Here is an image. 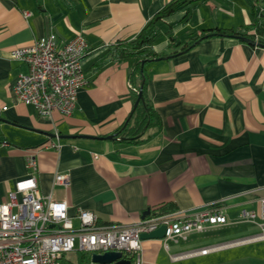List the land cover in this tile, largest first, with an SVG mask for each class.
<instances>
[{"label":"crops","instance_id":"obj_1","mask_svg":"<svg viewBox=\"0 0 264 264\" xmlns=\"http://www.w3.org/2000/svg\"><path fill=\"white\" fill-rule=\"evenodd\" d=\"M170 1L0 0V203L31 175L27 157L35 152L42 194L67 200L73 215L86 209L103 223L131 224L162 206L225 209L229 224L167 245L143 239V264H264V224L242 219L244 210L259 213L264 198V46L214 36L167 57L171 36L187 41L205 28L264 24V0H211L236 20L213 23L203 10L210 0L192 7L187 22L184 10L166 18L154 49L167 58L147 67L162 128H151L139 144L100 138L115 134L134 107L131 65L112 59L110 48L135 39ZM51 33L65 42L82 34L88 43V83L69 116L43 117L14 91L29 68L11 50ZM84 134L93 137H78ZM58 173L70 175L68 187L55 184ZM62 264L100 263L93 253L73 251Z\"/></svg>","mask_w":264,"mask_h":264},{"label":"built area","instance_id":"obj_2","mask_svg":"<svg viewBox=\"0 0 264 264\" xmlns=\"http://www.w3.org/2000/svg\"><path fill=\"white\" fill-rule=\"evenodd\" d=\"M87 53L88 43L82 34L65 42L51 33L31 46L13 48L12 58L25 62L29 68L15 83L17 100L33 106L43 117L54 112L72 115L79 90L88 83L83 64ZM27 166L31 175L18 180L7 200L0 203V264H62L65 255L73 251L93 254L117 251L133 264H143V233L166 225L163 240L167 245L169 240H185L191 233L207 232L230 223L225 209L218 204L194 212L147 215L131 224L103 223L95 212L86 209L73 215L67 200L57 201L42 194L35 175L38 169L35 152L27 157ZM55 184L68 187L70 175L58 173ZM242 219L263 225L264 198L260 200L259 213L244 210ZM211 249L197 252L206 254Z\"/></svg>","mask_w":264,"mask_h":264},{"label":"trees","instance_id":"obj_3","mask_svg":"<svg viewBox=\"0 0 264 264\" xmlns=\"http://www.w3.org/2000/svg\"><path fill=\"white\" fill-rule=\"evenodd\" d=\"M202 1L204 0H171L147 23L135 39L119 40L110 48L109 54L112 59L117 62H129L131 65L128 79L134 97V107L128 116L130 119L128 121L127 118L125 123L115 133V138H120L122 141L128 143L139 144L146 140L144 136L151 128H162V118L152 103L149 95V78L147 73L148 64L151 61L162 57V55L157 53L154 49L161 32L160 25L166 18L180 12L181 10H186L183 21H189L191 17V8ZM251 30H254V32L250 33L249 31ZM240 35L248 36L254 40H258L259 43L264 44V40L258 38L264 36V24L255 23L251 26H241L237 29L223 27L205 28L195 37L187 41H183L176 36H171L170 49L172 50L168 56L174 57L186 53L209 37L228 36L238 38ZM143 61H146L144 66ZM143 77L146 78L143 88L144 96L139 104L135 106L139 97ZM175 211L176 209L173 205L162 206L158 210H153L149 215L168 214Z\"/></svg>","mask_w":264,"mask_h":264},{"label":"water","instance_id":"obj_4","mask_svg":"<svg viewBox=\"0 0 264 264\" xmlns=\"http://www.w3.org/2000/svg\"><path fill=\"white\" fill-rule=\"evenodd\" d=\"M239 39L245 41V42H248V43H251V44H258L260 46H264V44L262 43H259L258 40H254L248 36H243V35H240L238 36ZM167 57H172V56H167ZM167 57H160L158 58L157 60H161V59H164V58H167ZM146 61H143V66L145 65ZM146 81V78L143 77V80H142V84H141V89H140V92H139V97H138V100L135 104V106H137L140 102V100L143 98L144 96V91H143V88H144V83ZM130 117L128 118V121H129ZM115 134H111V135H108L106 137H100V138H108V139H113L115 138ZM63 137V136H61ZM67 138H77L76 135H68V136H65ZM78 137H81V138H92L93 136H89V135H79ZM150 212H144L143 214V217L142 218H145ZM166 231H167V227L166 225H162L160 226L157 230L153 231V232H150V233H143L142 234V239H150V238H160V239H163L165 236H166ZM93 259L95 262H98L100 264H112L114 262H117L119 264H130V262L126 259L123 258V254L122 252H117V251H109V252H106V253H103V254H99V253H94L93 254Z\"/></svg>","mask_w":264,"mask_h":264},{"label":"rangeland","instance_id":"obj_5","mask_svg":"<svg viewBox=\"0 0 264 264\" xmlns=\"http://www.w3.org/2000/svg\"><path fill=\"white\" fill-rule=\"evenodd\" d=\"M207 4H205V5H207V7L203 8V10L205 9L204 11H207V13L211 16L210 20L213 21V23H215V21L222 20V19H227V20L238 19L237 15H233L229 11L222 10V9L216 7L214 4V1H211V0L207 1ZM184 11H186V10H184ZM194 20L197 21V17H195ZM169 32H168V30H166V33H169Z\"/></svg>","mask_w":264,"mask_h":264},{"label":"clouds","instance_id":"obj_6","mask_svg":"<svg viewBox=\"0 0 264 264\" xmlns=\"http://www.w3.org/2000/svg\"><path fill=\"white\" fill-rule=\"evenodd\" d=\"M133 246H135V244H133Z\"/></svg>","mask_w":264,"mask_h":264}]
</instances>
